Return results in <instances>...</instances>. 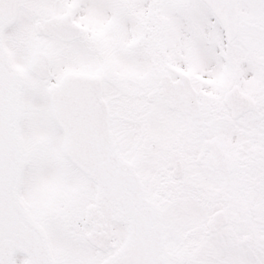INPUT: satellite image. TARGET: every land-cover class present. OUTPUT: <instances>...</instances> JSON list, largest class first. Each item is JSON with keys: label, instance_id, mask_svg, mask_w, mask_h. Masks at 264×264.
Returning <instances> with one entry per match:
<instances>
[{"label": "snow or ice", "instance_id": "snow-or-ice-1", "mask_svg": "<svg viewBox=\"0 0 264 264\" xmlns=\"http://www.w3.org/2000/svg\"><path fill=\"white\" fill-rule=\"evenodd\" d=\"M0 264H264V0H0Z\"/></svg>", "mask_w": 264, "mask_h": 264}]
</instances>
